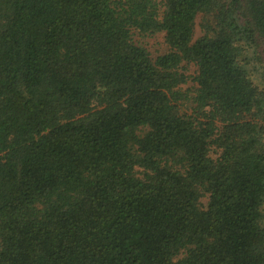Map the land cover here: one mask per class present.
I'll list each match as a JSON object with an SVG mask.
<instances>
[{
	"label": "trees",
	"instance_id": "trees-1",
	"mask_svg": "<svg viewBox=\"0 0 264 264\" xmlns=\"http://www.w3.org/2000/svg\"><path fill=\"white\" fill-rule=\"evenodd\" d=\"M0 264H264V0H0Z\"/></svg>",
	"mask_w": 264,
	"mask_h": 264
},
{
	"label": "rangeland",
	"instance_id": "rangeland-1",
	"mask_svg": "<svg viewBox=\"0 0 264 264\" xmlns=\"http://www.w3.org/2000/svg\"><path fill=\"white\" fill-rule=\"evenodd\" d=\"M200 21H201V17L197 19L195 38L199 37L202 34V30L199 25ZM134 39L137 43L145 46L150 51L153 57L165 53L168 50V46L165 43L164 33H157L155 35H148V36H143L141 34L136 33L134 35ZM188 72L191 75H194L196 72V66L190 65L188 68ZM193 83H194L193 80L190 79L187 84L183 85L184 89L190 88L191 86H193ZM202 200L206 204L208 197H205Z\"/></svg>",
	"mask_w": 264,
	"mask_h": 264
}]
</instances>
